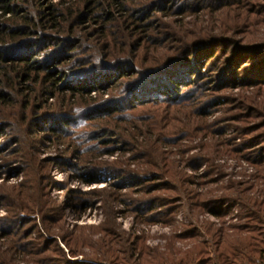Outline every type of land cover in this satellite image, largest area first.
Wrapping results in <instances>:
<instances>
[{"label": "trees", "instance_id": "1", "mask_svg": "<svg viewBox=\"0 0 264 264\" xmlns=\"http://www.w3.org/2000/svg\"><path fill=\"white\" fill-rule=\"evenodd\" d=\"M204 8L209 9L211 19H216L215 14L221 10L236 9L234 12L241 14L245 9V28L264 25L260 0H0V134L13 129V125H17L15 134L29 133L32 126H38L62 138L72 125L75 131L87 125L80 132L94 142L92 150L100 147L99 143L106 148L113 141L110 137L123 138L107 132L118 130L131 143L144 136L140 144L155 153L161 140L169 144L176 137L181 141L196 131L206 132V127H211L207 118L215 107L233 101L217 95V91L264 88V37L243 41L236 36L200 32L184 18L200 19ZM159 15L174 18L176 25L165 22L163 32L161 26L157 27ZM137 37L138 49L149 58L146 66L136 54L129 61L124 57L109 59L113 52L124 54L126 42L131 48V41L134 46ZM110 44L117 50L110 49ZM196 81L205 82L198 96L208 95L200 104L198 96L192 97L191 84ZM101 88L110 94L114 91L112 95L116 93L119 98L97 101L102 95L90 94ZM49 99H55L57 110L47 112L52 106ZM70 100L84 111L76 114L73 110L75 117L70 116ZM256 106L264 109V100ZM246 108L249 111L239 104L235 114L225 112L222 116L244 139L238 148H232L257 166L255 181L264 186V110L249 104ZM79 117L85 123L78 124ZM148 126L150 130L144 129ZM201 162L198 159V164ZM206 162L212 166V162ZM22 163L27 166L29 187L20 185V189L3 194L11 208L1 235L9 245L0 251V264H17V260L25 264H264V188L253 193L251 184L234 186L229 194L212 199H201L203 195L188 190L195 205L216 215L225 214L229 206L238 203L239 221L226 228L205 224L202 229L208 240L202 229L186 228L160 250L145 246L141 237L125 238L117 230L111 233L115 221L110 211L98 240L63 228L60 208L46 194L47 166L29 153ZM151 166L143 174L124 170L123 181L145 183V194L151 197L130 210L141 216L139 211L150 207L158 214L156 220L169 223L167 215L177 208L172 201L175 189L153 184L157 177H150L149 173L155 171ZM93 167H84L86 172L80 175L87 183L97 180ZM109 168L118 172L120 164ZM173 172L165 166V175L185 187L182 176ZM156 192L159 194L153 196ZM102 194L106 195L104 191ZM76 201V206L83 202L79 196ZM158 203L159 207L171 204V209L160 213ZM37 213L39 220L28 216ZM186 239L193 242L192 247L186 251L175 247V242ZM85 249L93 256L88 258Z\"/></svg>", "mask_w": 264, "mask_h": 264}, {"label": "rangeland", "instance_id": "2", "mask_svg": "<svg viewBox=\"0 0 264 264\" xmlns=\"http://www.w3.org/2000/svg\"><path fill=\"white\" fill-rule=\"evenodd\" d=\"M57 1L52 0L54 3ZM260 2L264 5V0H260ZM203 10L204 12L199 17L200 19H193V17L188 16L184 20L194 24L192 26H196L200 32L211 31L210 34L213 35L236 36L243 41H252L256 37H264V25L245 28V19L247 20V11L245 9L241 12V14L245 15L244 18H240L241 14L234 12L236 9H231L217 12L215 14L216 19L210 18L209 9L204 8ZM181 18V16L177 17V19ZM165 22L176 25L174 18H163L162 15H159L157 27L161 26L160 29L163 32L167 26ZM149 32L154 34L153 30ZM190 33L197 35L193 30ZM133 36L136 35L134 34ZM91 41L90 39L89 42ZM132 44L133 42L131 41L130 45L132 47L130 48L127 47L126 42L124 54L120 55L118 52H113L112 57L109 56V59L114 60L124 57L129 61V59L135 58L134 55L136 54V58L141 57V60H139L141 65L146 66L145 60L149 58L143 50L138 49V37L136 44H134L137 47L136 50ZM169 46L170 44H167L166 48H169ZM110 49L117 50L115 46L111 47V44ZM102 51L104 52V49ZM86 53L87 50L84 55ZM71 61L69 59L68 62ZM95 63H98L96 59ZM204 84V81H196L191 84L193 87L192 97L200 94L199 92L203 89L202 85ZM98 92L102 97L97 101H109L119 98L116 93L112 95L114 91L110 94L109 91L103 88L99 91L91 92L90 95L96 97ZM248 92L251 94H248ZM217 95L232 98L233 101L232 103L227 101L215 107L207 118V122L211 124V127L207 126L206 132L200 133L196 131L192 134L193 136L181 141L176 137L175 140L169 141V144L164 143L165 140H161L158 142V151L155 149V153L150 149L146 151L140 144L139 141L145 138L144 136L138 137L136 142L131 143L129 137L118 130H108L107 132H110L109 136H114L118 133L124 138L126 144L123 138L119 136V139L110 137L113 141H110L111 144H108L107 147L111 148H105L103 144L99 143L100 147L92 150L94 142L88 141L80 132L84 131V126L87 125L78 128V131L73 130H77V128L72 127V125L65 130V137L62 138L58 137L55 131L47 132L45 131L46 129L42 130L38 126H32V130L29 133L24 131L19 134H15L17 125H13L15 131L6 129L4 133L0 134V251L5 250L7 245H9V240L1 235H3L5 224L3 222L9 217L11 208L9 203L5 201L3 194H9L8 192L13 189H20L21 187L18 188L20 185L29 187L27 166L22 163L27 153L35 160L42 162L43 166H47L49 187L46 194L59 206L63 228L74 233L84 234L87 237L92 236L94 240H98L102 231L100 227L106 224L109 211L115 221V228L112 229L111 233H116L117 230L119 233L122 232L125 238L141 237L145 240V246L160 250L167 246L168 239L176 234L183 233L186 228H197L200 231L205 224H211L216 228H226L229 224L239 221L240 205L238 203H233L234 205L229 206L225 214L216 215L210 211L201 210L197 204L195 205L192 202L193 198L187 193H189L188 190H192L195 194L203 195L199 196L201 199H212L229 194L227 192L234 186L243 187L251 184L249 189H252L253 191L251 192L253 193L256 189L264 188L261 181H255L254 175L257 171V166L251 163L246 156L242 157L239 151L237 154V151L232 148H238V145L244 143V139L238 134L235 126L227 125L224 121V116H222L225 112L231 115L235 114L237 111L235 108L239 104L246 111H249L246 108L247 104L264 110L256 106L259 105L261 99L264 100V88L227 89L217 91ZM206 96L208 95L201 94L197 97L199 104L204 102ZM48 101L52 106L48 109L50 111L47 112L57 110L54 107L55 99H49ZM67 104L71 106L70 111L72 112V115H68L73 117L75 115L73 110L76 105H72V100L67 102ZM122 106L124 108L125 103ZM65 108L68 109V107ZM77 122L78 124L85 123V120L83 117L82 119L79 117ZM144 129L150 130V127L148 126ZM144 129L141 130L143 134H145ZM180 129L183 128L180 127ZM154 133L157 135L159 131L155 130ZM17 139L20 142L16 141ZM78 149L82 151L81 155L80 150L77 151ZM157 152H160L161 156L157 155ZM136 155L138 160H135ZM198 159L203 160V162L198 164ZM163 160L165 161L163 162ZM206 161L212 162V166L209 167ZM117 164H120V171L111 172L109 167ZM149 165H153L151 168L155 170L154 173H149L150 177H157V181L153 184L161 189H165L163 184H167L168 188L175 189V196L172 201L177 208L167 215L169 223L156 220L158 214L153 209L151 210L150 207L139 211L142 217L140 215H138L139 217L136 216V213L130 210L133 205L138 206L137 202L148 200L151 197L145 194L147 186L145 183L138 181L132 184L129 180L123 181V174L127 173L124 170L143 174L144 171L146 172L150 169ZM165 166L170 167L174 171L173 173L181 175L182 178L180 180H183L186 186L182 188L180 181L166 176ZM84 167H93L92 170L97 171L98 177L95 182L87 183L80 177L86 172ZM48 181L44 184H47ZM35 186L37 188L40 187L36 182ZM101 191H104V195H106H100ZM157 194L159 192H156L153 196H157ZM160 194L164 193L161 192ZM78 196L79 201L83 202H79L80 205L76 206L78 205L76 201ZM168 206H171V204H167L164 207H159V203L156 204V207L160 208V213L171 209ZM20 215L25 217L24 213ZM28 216L32 219H40V213ZM201 233L208 240L205 230L202 229ZM32 237H36L34 233ZM58 243L66 251L61 242L58 241ZM175 244L177 249L186 251L192 247L193 242L186 239L175 242ZM84 251L88 258L93 256L92 251L89 249ZM78 260H81L80 256ZM17 264L25 263L22 260H17Z\"/></svg>", "mask_w": 264, "mask_h": 264}, {"label": "clouds", "instance_id": "3", "mask_svg": "<svg viewBox=\"0 0 264 264\" xmlns=\"http://www.w3.org/2000/svg\"><path fill=\"white\" fill-rule=\"evenodd\" d=\"M84 111V109L83 108H75L74 109V112L76 113V114H80V113H82Z\"/></svg>", "mask_w": 264, "mask_h": 264}]
</instances>
